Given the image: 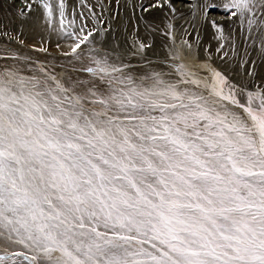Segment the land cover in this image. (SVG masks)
Instances as JSON below:
<instances>
[{
    "label": "snow or ice",
    "instance_id": "1",
    "mask_svg": "<svg viewBox=\"0 0 264 264\" xmlns=\"http://www.w3.org/2000/svg\"><path fill=\"white\" fill-rule=\"evenodd\" d=\"M33 4L64 28L66 0ZM138 7L175 12L170 0ZM216 7L205 0L206 21ZM223 7L264 62V0ZM92 19L65 29L64 55L91 74L69 84L43 67L26 74L29 58L10 46L24 40L0 29V264H264V82L248 90L216 68L201 80L178 52L165 72L139 22L128 49H96L112 28Z\"/></svg>",
    "mask_w": 264,
    "mask_h": 264
},
{
    "label": "rangeland",
    "instance_id": "2",
    "mask_svg": "<svg viewBox=\"0 0 264 264\" xmlns=\"http://www.w3.org/2000/svg\"><path fill=\"white\" fill-rule=\"evenodd\" d=\"M100 1L92 7L93 12L107 24L111 25L112 32L104 38L107 43H103L99 37L97 38V42L95 43L96 49L108 51L111 54V49L117 43L120 45L121 51L128 49L131 46L134 35V26L139 22V39L145 43L151 42L152 44V48L147 54L148 59L152 62L153 66H162L165 72H172L174 65L171 54L178 52L179 59L175 63L185 64L196 74V78L201 80L206 79L210 75V69L216 68L224 72L233 83H240L248 90H257L262 85V82H264V62H259L258 57L252 51V41L246 38L247 24L241 25L238 19L232 17L229 12L225 14L223 11H220L218 13L220 16L215 19L214 15H216L217 11L214 9H209L206 21L204 19L203 8L205 0H195L194 8V0H178L180 5H184V7L188 5L185 7L186 10L184 9L183 11L180 8L173 7L175 8V12H172L168 7H164L162 9L163 12L158 15H153V13L145 15L147 12L142 13L136 0ZM174 2L175 0H172V3ZM207 2L228 3V0H207ZM130 3L137 7L133 9L129 6ZM120 7L122 8L120 9ZM218 9L222 8L218 7ZM84 12L90 15L91 10H84ZM73 14L75 13L67 11L64 27L69 25ZM82 14L84 16V13ZM224 15H228V18H222ZM141 16H143V21L140 20ZM212 20L217 21L222 26L223 34L212 27L210 23ZM144 21L152 25V31L145 29ZM93 26L94 23L93 25L88 24L89 29ZM188 45H191V48ZM221 45H224L223 51L218 52L217 49ZM84 47L86 49L85 52L88 53L89 48L85 45ZM245 49L248 50L251 59L257 61L255 66L251 63L241 64L242 61L248 59L244 55ZM224 52H227L228 55L222 59ZM124 61L125 63H129L132 68H142L145 66L139 57L127 56L124 57ZM50 64L56 67H62L63 64L43 63V65H47V72L54 74L64 84L85 82L91 76L90 73L80 71L81 65L76 61L73 64L79 66H72V69L66 71V76L64 77L59 75L62 72L54 71ZM43 65L39 67L41 68ZM253 68L254 74L249 76L247 71ZM26 74L38 77L46 75V73L39 72H27Z\"/></svg>",
    "mask_w": 264,
    "mask_h": 264
},
{
    "label": "bare ground",
    "instance_id": "3",
    "mask_svg": "<svg viewBox=\"0 0 264 264\" xmlns=\"http://www.w3.org/2000/svg\"><path fill=\"white\" fill-rule=\"evenodd\" d=\"M162 1L163 0H161V2ZM52 2L55 8L56 0H52ZM99 2L101 1L66 0V4L68 5L67 11L77 15L73 14L72 18L70 19L71 21L73 18H75L74 25H66L64 28H61L58 17L52 21L51 25H49L44 9L39 5L33 4V0H0V29L9 31L13 36H19L20 39L24 40L23 46L19 45L15 40L10 42V46L14 49H18L21 56L29 58L27 61L22 62L25 73H42L39 66L43 65L44 62L53 64L60 63L63 64L62 67H56L52 64H50V66L53 67L54 71L62 72L59 75L64 77L66 76V71L68 69H72V66L76 65L73 64L75 60H73L71 56L64 55L66 52L70 53V44L72 43V39L66 35L65 29H67V31H71L73 27L79 28L81 26L82 20L87 24H95V21L92 19V7ZM136 2L138 6L143 4L145 7H149L150 3H155V0H136ZM170 3L172 7L180 8L183 11L184 9L186 10L185 7L188 6L187 5L184 7V5H180L178 0H175L174 3H172V0H170ZM28 4H33V10L30 12L24 10L25 6ZM211 4L219 5V7L222 8L220 10L218 7L214 8V10L217 11L216 15H214L215 19L220 16L218 15L220 11H223V13L226 14L227 11L224 7H222L226 3L212 2ZM194 6L195 0L193 1V8ZM121 8L122 7H120V9ZM84 10H91L90 15L85 14ZM161 12H163L162 9L154 8L150 9V11L145 15H150L152 13L153 15H158ZM81 13H84L83 17L80 15ZM96 16L98 17L97 14ZM222 18L227 19L228 15H224ZM2 43H5V41L0 39V44ZM81 47L86 50L84 45ZM41 49H46L47 51H41ZM43 68H47V65H43ZM4 249L5 245L3 241H0V254H3ZM8 251L15 252L25 250L20 247H16L8 248Z\"/></svg>",
    "mask_w": 264,
    "mask_h": 264
}]
</instances>
